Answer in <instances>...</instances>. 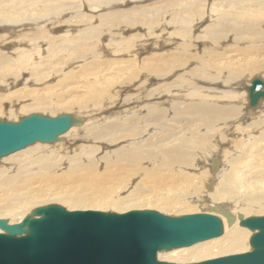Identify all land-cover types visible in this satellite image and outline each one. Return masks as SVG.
I'll use <instances>...</instances> for the list:
<instances>
[{"label":"bare ground","instance_id":"1","mask_svg":"<svg viewBox=\"0 0 264 264\" xmlns=\"http://www.w3.org/2000/svg\"><path fill=\"white\" fill-rule=\"evenodd\" d=\"M7 1L8 10L13 12H6L4 9L5 6H2L5 2L0 3V74L4 75L3 79L5 80V83H0L8 87L11 84L15 85L17 82L23 80V85L20 87L23 89V87H27L31 80L35 88L28 90V93H35L39 90V87H36L37 85L50 81V79L54 77L57 78V86L60 84V86L65 87L67 83L63 85H61V83L76 78V75L78 77L86 75L93 76L95 74L92 72L93 68L90 69L91 66L87 67L86 65L80 66L82 67L80 70H78L79 68H75L78 70L77 73L75 70L71 73L72 67L69 68L70 70L66 69L70 65H73V62L81 61L85 56L88 57L90 53L78 55L77 58L75 54V57L72 56L70 59L68 58L69 55L67 61H59L55 64H45L44 62L46 61L42 60V57H40L43 52H45L47 56L48 54L52 56L57 55L60 51L62 52V50L63 55H68L67 52L71 50H65L67 48H72L75 52L78 46L76 45V31L80 30L79 27L81 26L83 28L80 33L83 35V39L89 41L92 37H97L99 30L96 32V29L93 28L95 25L90 23L91 15L81 19L79 18L81 21L78 23L75 21L74 27L70 29L71 25H66V21L62 18V12L54 10L58 3L54 4L52 7H46L47 4L45 2L39 3L46 8L39 11L38 16L34 17L36 13H32L30 7L36 5L37 2L26 4L25 2L27 0ZM54 1L57 2V0ZM239 1L237 0L239 6L244 5H240ZM252 1L253 8L258 10L262 8L263 2L260 0ZM113 2H117V4L120 5L124 4L123 2L127 3L126 0H114ZM211 2L213 3V7L210 8L207 14L204 13V15H195L189 12L188 4L181 10L175 7L176 3L169 4L177 10H170L169 13L171 17L175 18V21H173L172 24L170 21L168 26L176 28V33L178 35L186 36L190 28L201 25L200 23L204 21L205 18L213 20L211 15L214 14L217 20L212 21L211 26L214 24L218 26V29L214 30V28H217L214 27L212 30L208 26L204 35L208 36V32L216 36L214 33L215 31H223L227 26V21H225L224 18H219L222 16L221 14L224 15L227 12L222 10L216 13L223 5L218 3L219 0H211ZM220 4L222 5L221 7ZM245 6L246 5L242 7H244V9L248 8ZM158 7L161 8L160 4ZM2 9H4V11H2ZM48 10L52 11L47 12ZM191 16L195 17L193 23L190 21ZM105 18V20L101 19V22L103 26H111L109 40H113L117 44L123 45L122 47L128 48L119 49V52L126 50L129 56L136 58L134 48H138L137 41L132 40V43L128 46L129 42L121 40V38L128 36L117 33V30H122L120 24L116 25L115 20H117V18ZM165 19L167 18L165 17ZM150 20L151 21L147 23V30L154 28L158 29L162 26L160 28L161 34H167L166 37L169 38L171 42L172 37L169 36L170 32L166 31L165 23L161 22L160 19ZM244 23L246 24V21H244ZM163 25L165 27H163ZM63 26H65L64 29H62ZM189 26L191 27L188 28ZM246 26L251 33H256V31L258 32L259 30L257 26H251V23H248V25L246 24ZM233 29L235 28L233 27ZM172 32L174 33V30H172ZM166 37L165 39L167 40ZM238 38L240 39V37ZM169 40H167V43H169ZM141 44L143 43L141 42ZM190 45V43L177 45V51L172 52V54L177 55L171 56L173 59L169 62V68L173 67L170 70L174 71L173 69H176V67H182L184 64L186 65V63L183 64L182 58L189 55L188 50ZM112 47L115 48L116 45H112ZM150 51L151 50H149V52ZM49 52L53 53L51 54ZM93 53L95 54L97 52L93 50ZM153 54L155 53L153 52ZM20 55L29 56L20 60L22 58ZM166 55L168 56V54ZM36 57L40 58L34 60ZM30 60L36 64L34 66L35 71L32 72L36 75L35 77L29 75L27 78H22L23 73H25L24 69L26 70L31 64ZM161 61L162 59L156 67L159 76L162 74L160 71L165 65ZM193 61L194 60H192V62ZM43 68L47 69L46 74L45 72L44 74L41 72ZM198 68L196 67V70L198 72L201 71L198 70ZM20 69L21 71H19ZM183 70L186 71V69H182V72ZM210 70L212 71L213 69ZM172 71L162 74L165 75L163 78L170 75ZM232 71L233 70L229 73V76H225L226 80H230V82L234 81V86L237 88H245V90L241 92L242 94H239V96L241 95L240 106L237 104L232 106L221 105V103H217V101H219L217 97H210L212 101L205 102L203 99L207 97L204 95L201 96V94H199L200 96L198 94V96H192L190 101H188L183 108L174 104L176 102L168 108L162 106V104H170V102H173L171 99L174 93L169 92H172L173 88L175 89L173 86L175 81H177L179 85L177 87L179 91H185L189 88L198 91L197 89L201 86L193 83L198 80V77H191V79L188 77L193 74L192 72L191 75L187 76V79L183 78V74H179L182 75L181 78L183 79L179 77L177 80H175V78L170 81H165L164 87L153 88L155 90L144 89L142 92L143 95L139 98L138 106L141 105L140 103L142 101H145L144 105H141V107H146V109L149 110L147 114H141L143 110L141 108L130 109L128 114H126V111H129V109L117 110L124 106L123 101L114 104L112 101L109 102V104L101 100L99 98L100 92L97 90V87H93L94 84L92 82H87V86L84 84L87 90H83V94L80 95L77 93L78 95L72 96V105L69 106L75 107L74 104H76L77 108H68V106L64 108L66 109L65 113H70L82 119V122L79 123L80 125L72 126L61 135L62 138L58 142H36L33 145L26 146L0 159V217L7 218L10 223L18 222L32 208L42 205L41 203L44 201H57L56 203H60L69 210L102 209V211L112 210L124 212V210L127 211L129 209L152 208L166 214H172L171 212L175 211H181V213L187 211L189 213L195 209L197 211L199 206H205V208H203L205 210L201 209L202 211L214 212L212 211V206L219 204L225 206L234 215H262L261 213L264 212V178L253 179L249 176L254 171H257V166H255V164L259 166L258 170H261L264 166V161L258 160V163L249 162V158H259L262 156V153L252 155V152H246L247 149H251L252 147L253 149H259L257 145L253 146V144L249 143L252 139L256 138V140H258L261 137L259 139L260 141L262 136L264 137V97L260 98L256 105L250 106L248 103L247 91V87L250 85L252 78L257 77L264 82V64L241 67L236 71L234 70V73H232ZM257 72H259L261 76H254V73ZM245 74H249V76H247V78L245 77L244 81L237 80ZM231 77L234 78L230 79ZM142 78L146 79L148 84L153 81L149 74L144 75ZM217 78L218 77H213L211 80L219 81L220 78ZM205 80L206 79H203V81ZM226 80L223 78V80L220 81L225 82ZM43 87L44 92H49L50 90V92H52V90L54 92L55 90L54 83L50 84L48 82ZM262 90H264V86ZM38 92H40V90ZM27 95L25 93L20 96H23L25 99H32L31 102L26 104V107L34 106L32 109L36 111H45V107L38 106H42L44 103L54 106V101H57L54 96L42 95V93L33 94L32 97ZM68 95L70 94L68 93ZM154 95L159 97V99H149ZM222 95V98L227 97L233 99L234 97L233 92L224 93ZM185 96H187V94H185ZM227 98L226 100L228 101L229 99ZM16 103L19 104L18 98L11 99L7 111H11V106ZM67 103L71 104L70 102ZM23 108L24 107L20 109ZM169 111H172L176 118L180 117L184 119L185 124L182 123V127L187 128L189 133L188 136L178 137L170 143L167 142V139L171 135H166L164 132H160L159 135L157 133L152 135L153 137L150 140H147L149 137L143 138L157 122L158 126L163 127L164 130L171 126V122L174 121V116L168 117ZM56 112L57 110L54 111V113ZM47 114L49 115V112ZM25 115L28 114L26 113ZM112 115H117L114 120H110L104 125L101 124ZM9 119L16 120L18 117L16 115H9ZM247 119H249V122H246ZM178 124H180V122ZM192 127L194 129H192ZM251 129H255L258 137L252 134L251 131L253 130ZM177 133L176 136L179 135H177ZM185 143L195 147V152L198 151L196 146L199 147L200 152L195 160L187 159L189 155H185L186 152L182 150ZM111 145H113L111 147L112 149H109ZM117 145H119V147H117ZM98 149L101 151L107 149V151H102L100 156L89 155L91 153L90 151L94 150L93 152H96ZM232 150L241 151L240 154L243 156L235 155L236 152ZM19 151L32 154V156L26 157L30 160L26 162H12V158L10 157ZM244 158L248 159L244 160ZM6 159H10L8 162L9 164L4 166L2 165V161ZM60 159H63L66 164L62 163L60 165ZM199 163L203 164L201 165ZM243 163H246L245 166L248 165V169L245 170H249V174L239 173L238 168L245 167L242 165ZM79 165H82V169L76 171ZM194 167H197V172H195ZM236 176L240 177L236 179ZM144 185H150L151 187L142 192V187ZM158 185L161 189H159ZM139 188H141V194L135 192L136 189ZM138 193H140V191ZM222 219L224 230L221 236L197 242L187 247L160 252L158 253V258L166 261L192 262L247 250L248 238L250 235L249 230L239 226L238 219L230 224L226 222L224 217H222Z\"/></svg>","mask_w":264,"mask_h":264},{"label":"rangeland","instance_id":"2","mask_svg":"<svg viewBox=\"0 0 264 264\" xmlns=\"http://www.w3.org/2000/svg\"><path fill=\"white\" fill-rule=\"evenodd\" d=\"M113 1L114 0H57V2H55L54 0H27L25 2L26 4L37 2L36 5H32L30 7V10H32L31 12L37 14V15L35 14V16L33 15L34 17L38 16L39 11L46 8L47 6L52 7L54 4L58 3V5L54 8V10L62 12V15H63L62 18L64 21H66V25L67 26L71 25L70 29H72L74 27L75 21H76V23H78L79 21H81L80 20L81 18L86 17L88 15H91L90 23L95 25V27H93V28L96 29V32L99 30L97 37L94 36L89 41H87L86 39H83L84 37L80 33L81 29L83 28L81 26V27H79L80 30L76 31V45H78V46H77V49L75 52L73 51L72 48H70V49L67 48L65 50H67V51L71 50V51L67 52L68 55H66V54L63 55V50H62V52L60 51L57 54L59 57L57 55L51 56L50 54H48V56H47L45 52H43V54L40 55V57H42V60L46 61V62H44L45 64H48V63H51V64L54 63L55 64L56 62H59V61L60 62L67 61L68 58L70 59L72 56L75 57V54H76V58H77L78 55H82V54L86 55L87 53H90V55L88 57L85 56L83 59H81V61H76L77 63L73 62V65H70L66 69H69L72 67L71 73L74 72L73 70H75L77 73V71L82 68L80 66L86 65L87 67L91 66L90 69L93 68L92 72L95 74L93 76L92 75H86V76H78V77L76 75V78H73L71 80H68V81L61 83V85H63L64 83H67L68 86L66 85L65 87L60 86V84H58V86H57L56 85L57 84V78L54 77V78H51L50 81H46L45 83L39 84L36 86V87H39L40 92H38L39 90H37L35 93L30 92L31 94L28 93V90H32V88H35V85L32 84L33 81H31V80H30L29 84L27 85V87H23V89L20 88L23 85V80H21L20 82H17L16 84L14 83L15 85L11 84L8 87L6 85H4L3 83H0V105H1L0 117L1 118L9 119V115H16L19 118L20 116H25L26 113L29 114L31 112H42L44 114H47L49 112V116H52L54 114L56 115L58 113H65L66 109H64V108H66L67 106H68V108L74 107V106H69V105H72V103H71L72 102V96L76 95L77 93L80 95L83 94L82 92L87 90L85 85L87 86L88 84H86V83L89 81L94 84L93 87H97V90L100 92L99 98L101 100H103L107 103L113 101V104L117 103L119 101H123L124 106L120 107V109H117V110H122V109L128 110L129 109V111H126V114H128L130 112V109L141 108V109H143L141 114H145V113L147 114L149 110H147L146 107L145 108L143 106L141 107V105H144L145 101H142L140 103L141 105L138 106V101H139V98L141 97V95H143L142 94L143 90L144 89H151L152 90L153 88L156 89V87L157 88L164 87L163 85H164L165 81H170V80H173L175 78H176L175 80H177L179 77L181 78L182 75H179V74H183L184 79H187L188 77L190 79H191V77L192 78L198 77L199 81L196 80V82L198 84L195 81L194 82L192 81V82L196 85L201 86V87L197 89L198 91H196L195 89H192V88L191 89L189 88L185 91H179L177 88L179 85H178L177 81H175L174 84H176V85L173 84L175 89L173 88L172 92H169V93H174L173 97L171 94V97H172L171 100L173 102H170V104H162V106H166V108L170 107V105H172L174 102H176L174 104L178 105L180 108H183L186 105V103L188 101H190L192 96H198L199 94H201V96L204 95L205 97H207V98L203 99V100H205V102L212 101V99L210 100V97H217V98H219V99H217V100H219V101H217V103H221V105H224V106H232V105H236V104L237 105L241 104V95L239 96V94H242L241 92L244 91L245 88L240 89V88L235 87L234 86L235 82L234 81L230 82V80H226V77L229 76V73H231V70L236 71V70H238V68H241V67H249L250 65H256V64H259V65L264 64V0H260L261 2H263V4H262V8L260 7L261 9H259V10L256 8H253V5H252L253 1L252 0L251 1L250 0H243V1L238 0L240 2L239 3L240 5L244 4V5H246L245 7H248L245 9H244V7H242L244 5H241V6L238 5L237 0H219L218 3H221L223 6L220 4V7L222 6V8L218 9V11L216 13H219L222 10H225L224 12H227L224 15L221 14L223 17L222 16L219 17V18H224L225 21H227L226 22L227 26L223 31H215L214 33L216 36H214L208 32H207L208 36L204 35V32L207 31L208 26L212 30L214 27H217V28H214V30L218 29V26H216L214 24H212V26H211V22L214 20H217V19H215L217 17L214 14L211 15V18L213 20L205 18V20L200 23L201 25H199V26L196 25L197 27L194 26L192 28H190L191 26H189L188 28H190V30L188 31L189 33L186 36L178 35L176 33L177 32L176 28L168 26V23L170 21H171V24L173 23V21H175V18L171 17V14L169 13L170 10L171 11L177 10L176 8L181 10L184 8V6H187V4H188L189 12H191L195 15H204V13L207 14L210 11V8L213 7V3L211 2V0H163V1L162 0H135V1L126 0L127 3L123 2L124 4H122V5L117 4V2L114 3ZM117 1H121V0H117ZM230 1H231V3H230ZM6 2H8V1L7 0H0V3L5 4V5L2 4L3 7L5 6L4 7L5 11L12 13L13 11L8 10L9 8H8V5ZM42 2H45L47 4L46 7L39 4ZM172 3H176V6H175L176 8L169 5ZM159 4H160L161 8L158 7ZM18 5H20V4H18ZM107 5H108V7H107ZM214 5H216V4H214ZM230 5L232 8L230 7ZM154 6H155V8H154ZM4 9H2V11H4ZM14 10H16V9H14ZM165 10H168V11H165ZM51 11L52 10H48L47 12H51ZM160 12H162V13H160ZM92 14H94V15H92ZM99 14H100V16H99ZM74 16H76V17H74ZM192 16H191L190 21H192V23H193V21H195L194 20L195 17H192ZM105 17H107V18L116 17L117 18V20H115L116 25L120 24L122 27V30H117V33L120 35L128 36L125 38H121V40H123L125 42H129L128 46L132 43V40L137 41L138 48H136V49L134 48L136 58L129 56V54L127 53L126 50L119 52L118 51L119 49H128V48L122 47L123 45L117 44L113 40H109V37L111 35L110 34L111 33L110 32L111 26L110 25L103 26V24L101 22V19L102 20L106 19ZM156 17H157V19H160L161 22L165 23L166 31L170 32L169 36L172 37L171 42H170L169 38L166 37L167 34H165V33L161 34L160 28L162 26L158 29L154 28V29L147 30V26H148L147 23L151 21L150 19L157 20ZM165 17L167 19H165ZM244 21H246L247 25H248V23H251V26H253V25L257 26L259 28L258 32L257 31H256V33L252 32L253 33L252 34L248 30V27L246 26ZM163 27H165V26L163 25ZM233 27L235 29H233ZM64 28H65V26L62 27V29H64ZM172 30H174V33L172 32ZM261 34L263 37L261 36ZM149 37H150V39H149ZM165 37L167 38V40H169V43H167L168 41L165 39ZM238 37H240V39ZM153 38H155V39H153ZM146 39H148V40H146ZM257 39H259V40H257ZM141 42L143 44H141ZM253 42H254V44H253ZM184 43H190L191 44L189 47V50H188L189 55L187 54L188 56H185L182 58L183 64L186 63V65L184 64V65H182V67L178 66V67H176V69H173L174 71H172L170 69H172L173 67L169 68L170 67L169 62H171L173 59V57H171V56L175 55V54H172V52L177 51L176 47L178 44L182 45ZM107 44H109V45H107ZM112 45H116V47L114 48V47H112ZM163 49H165L166 51ZM93 50L96 51L97 53L94 54ZM149 50H151V51L149 52ZM245 50H247V51H245ZM153 52L155 54H153ZM252 52H253V54H252ZM49 53L52 54L53 52H49ZM165 53L168 54L169 57ZM20 56H22V58L20 59V60H22L24 57L29 56V55H20ZM165 56H166V58H165ZM55 57H56V59H55ZM155 57H159V58L161 57V58L159 59V58H155ZM39 58L36 57V58H34V60H37ZM161 59H162L161 62H163L165 65L160 72L162 74H165V73H168V71H172L170 73V75H168L165 78H163L165 75L161 74L159 76L157 68H156L157 64L160 63ZM108 60H110V61H108ZM164 60L166 61V63ZM192 60H194V61L192 62ZM30 63H31L30 66L26 70L24 69L25 73H23L22 78H25V77L27 78V77H29V75H32L35 77L36 74L34 75L32 72L35 71L34 66L36 64H34L31 60H30ZM198 66L200 69L198 68ZM196 67L198 68V70H201V71L198 72L196 70ZM75 68H77V69L79 68V69L77 70ZM187 68H189V69H187ZM182 69H186V71L183 70V72H182ZM210 69H213V70L211 71ZM19 71H21V69ZM233 71H232V73H234ZM41 72H43V74L45 72V74H46L47 69L43 68V71L41 70ZM189 72H191V73H189ZM192 72H193V74H192ZM247 73H248V71H247ZM146 74H149L151 76V78L153 79V81L150 84L147 83L146 79L142 78ZM188 75H191V76H188ZM247 76H249V74H245L242 77L238 78L237 80L238 81L239 80L244 81L245 80L244 78L245 77L247 78ZM254 76L259 77L261 75L259 74V72H257V73H254ZM3 77H4V75L0 74V82L5 81L3 79ZM213 77H218L217 79H219V78L220 79H219V81L218 80L212 81L211 79ZM183 78H181V79H183ZM223 78H225V80H226L225 82L220 81V80H223ZM233 78L234 77H231L230 79H233ZM52 79H53V81H52ZM165 79H167V80H165ZM203 79H206V80L203 81ZM48 82L50 84H52V83L55 84L54 92L52 90L53 93L50 92L51 90L49 92L43 91V88H44L43 86ZM155 89H153V90H155ZM211 89H213V90H211ZM221 89H223V90H221ZM66 91L70 95H68V93ZM178 91H179V94H178ZM194 92L195 93L198 92V93L195 94ZM229 92L234 93L233 99H230L227 97L222 98L223 97L222 94H224V93L226 94ZM21 93H23V94H21ZM25 93H26V95L28 94L27 96H30V97H32L33 94H41L42 93V95H47V96L50 95L51 97L54 96V98L57 101H54L55 102L54 106L53 105L50 106L49 104H45V103L42 106H38V107H45L46 108L45 111H36V110L32 109L34 106L26 107V104L31 102L32 99H30V98L25 99L23 96H20V95H24ZM185 94H187V96H185ZM208 96H209V99H208ZM14 98L19 99V104L16 103L18 105L15 104L16 106L15 105L11 106L12 110L7 111L8 107H9L10 100L14 99ZM226 98L229 100L227 101ZM149 99H151V100L159 99V97H156L154 95V96H152V98H149ZM67 102H70L71 104H69ZM74 105H75L74 109L77 108L76 104H74ZM22 107H24V108L20 109ZM52 108L54 111L57 110V112L54 113ZM50 113H51V115H50ZM116 116L112 115L107 120H104L101 124L104 125L108 121L114 120ZM173 116H174V121L171 122L172 124L169 128H165V130H164L163 127L158 126V122H157L153 128H150L148 133H146L143 136V138L149 137L147 140H150L153 137L152 135H154L156 133L159 135L160 132H164L166 135H169V136L171 135L168 138L169 140L167 139V142L170 143L178 137L188 136L189 133H188L187 128L182 127L183 126L182 123L185 124L184 119H182L180 117L176 118V116L173 115L172 111H169L168 117H173ZM175 119H177V120H175ZM179 122L181 125L178 124ZM246 122H249V119H247ZM176 126H177V128H176ZM188 128H190V127H188ZM192 129H194V128L192 127ZM251 130H253V131H251L252 134H254L255 136L258 137L257 132H255V129H251ZM176 133H177V135L178 134L179 135L176 136ZM172 138H174V139H172ZM259 139L256 140V138H254L249 142V143L253 144V146L257 145L259 149H253V147H252L251 149H247L246 153L252 152L251 153L252 155H257L259 153H262V156L259 158L250 157L249 162L258 163L259 162L258 160L264 161V137L262 136V139L260 141H259ZM90 143H91V141H90ZM260 143H262V144H260ZM112 146L113 145L109 146V149H112L111 148ZM117 147H119V145H117ZM117 147H114V148H117ZM38 148H46V147H38ZM196 148L198 149L197 152L194 151L195 147L190 146L187 143L184 144L182 150H184L186 152L185 155H187V154L189 155L187 159L195 160V158L198 157V154L200 151H199L198 146H196ZM93 151H90L91 152L89 154L90 156H100L102 154V151L105 152V151H107V149H103L102 151L100 149H98L96 152H93ZM232 151L236 152L235 155H237V156L238 155L243 156L240 154L241 151H238V150H232ZM30 156H32V154H28L27 152L19 151V152L15 153L14 155H12L10 158H12L11 159L12 162L17 163V162H23V161L26 162V161L30 160V159L26 158V157H30ZM246 159H248V158H244V160H246ZM9 160L10 159L3 160L2 165H4V166L8 165ZM206 162H208V161H206ZM62 163L66 164L63 159H60V165ZM199 164L202 165L203 163H199ZM242 165L245 166L246 163H243ZM127 166H128V164H127ZM255 166H257V168H256L257 171H254L249 176H251L253 179L264 178V166L262 167L261 170H258L259 169L258 165L255 164ZM81 167H82V165H79L76 168V171H80L82 169ZM194 169H195V172H197V167H194ZM245 169H248V165L245 167L238 168L239 173L249 174L250 171L245 170ZM161 173H163V172H161ZM239 177L240 176H236L235 178L238 179ZM34 185H37V184H34ZM63 185H65V184H63ZM144 186H145V188H144ZM144 186L142 187V192L144 190H148L151 187L150 185H144ZM158 187H159V185H158ZM159 189H161V188L159 187ZM139 191H140V193H138ZM135 192L137 194H141V188L136 189ZM44 202L41 204L44 205V204H48V203H56L57 201H54V202L44 201ZM58 204H60V203H58ZM203 208H205V206H199L197 211L195 209L194 211H192V212L190 211L189 213L202 212V210H205ZM82 209H84V208H82ZM136 209H143V208H136ZM177 212L178 211L171 212L172 213L171 215H177ZM179 212L181 213V211H179ZM179 212H178V215L180 214ZM185 213H188V212L183 211L181 214H185ZM263 213H261V214L264 215ZM250 215H254V214H250Z\"/></svg>","mask_w":264,"mask_h":264},{"label":"water","instance_id":"3","mask_svg":"<svg viewBox=\"0 0 264 264\" xmlns=\"http://www.w3.org/2000/svg\"><path fill=\"white\" fill-rule=\"evenodd\" d=\"M257 77L247 87L248 103L264 97ZM82 119L31 112L0 117V159L26 146L55 143ZM180 215L157 209L124 212L69 210L58 203L32 208L20 221L0 217V264H264V215L232 214L225 206ZM249 230L248 249L192 262L160 260L158 253L187 247L223 233V219Z\"/></svg>","mask_w":264,"mask_h":264}]
</instances>
